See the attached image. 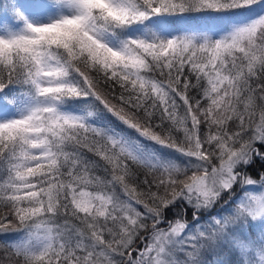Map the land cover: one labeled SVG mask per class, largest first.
<instances>
[{
  "label": "snow or ice",
  "instance_id": "1",
  "mask_svg": "<svg viewBox=\"0 0 264 264\" xmlns=\"http://www.w3.org/2000/svg\"><path fill=\"white\" fill-rule=\"evenodd\" d=\"M0 264H264V0H0Z\"/></svg>",
  "mask_w": 264,
  "mask_h": 264
}]
</instances>
